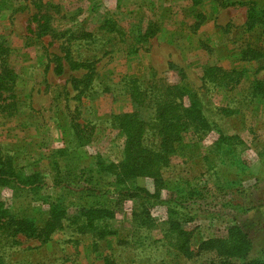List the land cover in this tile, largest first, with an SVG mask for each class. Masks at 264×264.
<instances>
[{
  "label": "rangeland",
  "instance_id": "1",
  "mask_svg": "<svg viewBox=\"0 0 264 264\" xmlns=\"http://www.w3.org/2000/svg\"><path fill=\"white\" fill-rule=\"evenodd\" d=\"M195 1L0 0V71L14 76L12 92L0 97V161L21 169V179L44 176L37 191L0 188L18 216L41 226L49 209L43 199L59 194L53 176L63 187L78 171L97 176V165L121 161L125 138L110 122L135 111L131 80L185 83L210 128L183 137L158 190L138 177L119 195L102 172L104 195L95 200L73 182L63 228L45 243L1 238L3 264H218L200 245L231 227L250 240L249 259L264 262V24L248 29L244 5L260 12L264 0ZM249 48L262 57L246 60ZM72 62L93 65L92 74ZM212 66L240 73L238 84L231 90L207 81L203 72ZM100 204L113 207L112 218L81 233V209ZM105 226L114 234L100 240Z\"/></svg>",
  "mask_w": 264,
  "mask_h": 264
},
{
  "label": "trees",
  "instance_id": "2",
  "mask_svg": "<svg viewBox=\"0 0 264 264\" xmlns=\"http://www.w3.org/2000/svg\"><path fill=\"white\" fill-rule=\"evenodd\" d=\"M220 7L234 6V3H225L217 1ZM198 4V1H195ZM247 6L246 26L253 29L258 23L264 24V10L257 12L255 7L250 4ZM40 7V5H36ZM107 30L113 31L108 27H113L111 23H106ZM154 31L146 33L145 37L153 36ZM246 60H257L261 54L253 49H247L243 55ZM86 69L93 72V65L86 63L72 62L71 69ZM60 71V68L57 69ZM203 77L219 85H230L232 90L238 84L240 73L237 71L224 70L221 67L212 66L204 70ZM91 79V76H90ZM160 80L146 83L143 87L141 82L131 80L127 83L129 98L135 108L131 113L115 115L111 118V125L116 127L124 136V148L122 159L118 163L109 165H97L99 173L97 176L78 171L76 177L61 187L60 175L53 176V185L58 190L57 196L43 199L49 207L45 213L41 226L34 221H28L18 216V211L12 207L5 208L3 201L0 199V239H7L12 245L16 243L17 236H24L28 239H35L45 243L50 240L54 232L63 228V220L66 219V202L64 196H69L73 192L69 188L70 184L80 187V194L84 197H92L95 200L102 197L105 185L104 176H110L113 179V185L119 195H122L121 188L130 180L138 177L150 178L156 190L162 188L164 181L162 170L167 168L171 158L177 154L182 145V140L188 133L201 136L210 129L209 123L205 118L199 101L185 83L175 85L155 84ZM14 86V76L11 71L3 69L0 71V97L2 94L12 92ZM262 83H257V88L262 89ZM263 90V89H262ZM264 96V93H263ZM187 100V104L185 103ZM141 108H150L152 115L146 117L138 111ZM55 162L54 167L58 168ZM21 170V169H20ZM11 167V164H4L0 161V188L16 186L24 192H33L40 190L44 184V176L40 173H33L26 178L21 179L20 172ZM20 172V173H18ZM104 173V176L101 173ZM41 200V197H39ZM115 210L110 204H100L98 206L90 205L81 209L80 215L84 220L78 228L81 233L84 231L94 230L97 225L96 221L101 219L112 218ZM172 230L178 231V227ZM181 231H179V234ZM113 231H107L106 226L101 229L98 238L104 239L113 235ZM179 250L186 256L188 255L185 244L179 245ZM201 250L212 251L221 260L218 264H264L259 259H249L252 244L247 235L238 227H231L223 239H213L203 242L200 245ZM0 264H3L0 260Z\"/></svg>",
  "mask_w": 264,
  "mask_h": 264
}]
</instances>
